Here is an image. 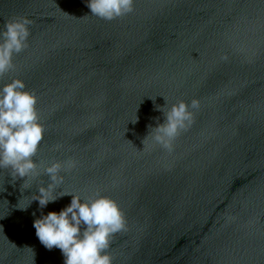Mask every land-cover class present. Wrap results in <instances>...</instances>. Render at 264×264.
I'll return each instance as SVG.
<instances>
[{
  "label": "water",
  "instance_id": "water-1",
  "mask_svg": "<svg viewBox=\"0 0 264 264\" xmlns=\"http://www.w3.org/2000/svg\"><path fill=\"white\" fill-rule=\"evenodd\" d=\"M87 4L0 0V32L32 22L0 88L21 79L38 98L35 159L75 161L64 192L118 203L113 264H264V0H134L112 21ZM164 98L198 100L194 123L171 153L151 137L143 150ZM41 182L20 190L0 169V264H64L33 224L72 196L40 209Z\"/></svg>",
  "mask_w": 264,
  "mask_h": 264
},
{
  "label": "clouds",
  "instance_id": "clouds-1",
  "mask_svg": "<svg viewBox=\"0 0 264 264\" xmlns=\"http://www.w3.org/2000/svg\"><path fill=\"white\" fill-rule=\"evenodd\" d=\"M87 6L91 15L112 21L132 13L134 0H88ZM31 23L26 17L6 21L4 31L0 32V78L14 70V56L28 47ZM25 89L21 79H13L0 88V169H10L14 182L23 180L20 190L30 188L29 181L47 176L48 182H41L38 194L32 196L31 203L38 201L40 209L60 197L72 196L64 209L42 215L33 224L45 248L61 250L64 264H113L109 248L114 235L127 230L124 212L115 200L99 193L83 198L63 191L61 173L71 171L75 161L45 164L35 159L46 129L40 120L35 92ZM199 106L200 102L193 99L190 103L178 101L171 107H167L166 101L165 106L158 107L164 122L149 126L142 141L143 150L147 147L145 141L151 137L155 145L171 153L175 140L194 123Z\"/></svg>",
  "mask_w": 264,
  "mask_h": 264
}]
</instances>
